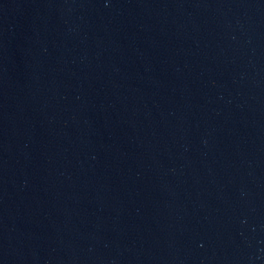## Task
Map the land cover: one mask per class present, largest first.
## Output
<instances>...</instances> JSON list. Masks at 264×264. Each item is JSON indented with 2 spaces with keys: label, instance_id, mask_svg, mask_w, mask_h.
Wrapping results in <instances>:
<instances>
[{
  "label": "water",
  "instance_id": "water-1",
  "mask_svg": "<svg viewBox=\"0 0 264 264\" xmlns=\"http://www.w3.org/2000/svg\"><path fill=\"white\" fill-rule=\"evenodd\" d=\"M0 264H264V0H0Z\"/></svg>",
  "mask_w": 264,
  "mask_h": 264
}]
</instances>
